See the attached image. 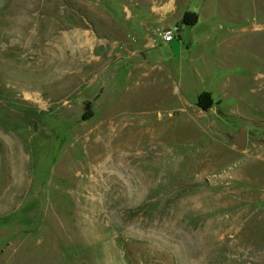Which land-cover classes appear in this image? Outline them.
<instances>
[{
    "label": "rangeland",
    "instance_id": "374dc122",
    "mask_svg": "<svg viewBox=\"0 0 264 264\" xmlns=\"http://www.w3.org/2000/svg\"><path fill=\"white\" fill-rule=\"evenodd\" d=\"M263 137L264 0H0V264H264Z\"/></svg>",
    "mask_w": 264,
    "mask_h": 264
},
{
    "label": "water",
    "instance_id": "95a60500",
    "mask_svg": "<svg viewBox=\"0 0 264 264\" xmlns=\"http://www.w3.org/2000/svg\"><path fill=\"white\" fill-rule=\"evenodd\" d=\"M230 140L235 146L245 151L249 142V128L247 126L241 127L238 132L230 137ZM257 144L264 146V137Z\"/></svg>",
    "mask_w": 264,
    "mask_h": 264
},
{
    "label": "built area",
    "instance_id": "2783aa9c",
    "mask_svg": "<svg viewBox=\"0 0 264 264\" xmlns=\"http://www.w3.org/2000/svg\"><path fill=\"white\" fill-rule=\"evenodd\" d=\"M177 32H179L178 27L172 26L167 29L157 28L154 31V38L152 42L155 43V38L160 39L163 43H171L173 42L178 36Z\"/></svg>",
    "mask_w": 264,
    "mask_h": 264
},
{
    "label": "crops",
    "instance_id": "0c3cea01",
    "mask_svg": "<svg viewBox=\"0 0 264 264\" xmlns=\"http://www.w3.org/2000/svg\"><path fill=\"white\" fill-rule=\"evenodd\" d=\"M156 23V22H155ZM141 27L142 28H135V30L137 31V30H140V29H145L146 30V32L147 31H149V26H146V25H141ZM172 27V26H171ZM179 29V28H178ZM147 34V33H146ZM127 36H128V33H127ZM149 42H146L144 45L146 46V47H151V48H153V46L155 45L153 42H152V39H150V40H148Z\"/></svg>",
    "mask_w": 264,
    "mask_h": 264
},
{
    "label": "trees",
    "instance_id": "16d2710c",
    "mask_svg": "<svg viewBox=\"0 0 264 264\" xmlns=\"http://www.w3.org/2000/svg\"><path fill=\"white\" fill-rule=\"evenodd\" d=\"M184 23H185V21H184Z\"/></svg>",
    "mask_w": 264,
    "mask_h": 264
},
{
    "label": "flooded vegetation",
    "instance_id": "af4514ba",
    "mask_svg": "<svg viewBox=\"0 0 264 264\" xmlns=\"http://www.w3.org/2000/svg\"><path fill=\"white\" fill-rule=\"evenodd\" d=\"M250 137V136H249Z\"/></svg>",
    "mask_w": 264,
    "mask_h": 264
}]
</instances>
